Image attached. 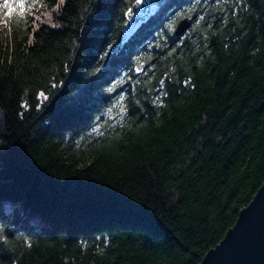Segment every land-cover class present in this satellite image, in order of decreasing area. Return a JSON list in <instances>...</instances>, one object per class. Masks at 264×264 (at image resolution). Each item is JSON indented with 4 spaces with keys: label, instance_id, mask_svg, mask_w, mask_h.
I'll return each instance as SVG.
<instances>
[{
    "label": "trees",
    "instance_id": "1",
    "mask_svg": "<svg viewBox=\"0 0 264 264\" xmlns=\"http://www.w3.org/2000/svg\"><path fill=\"white\" fill-rule=\"evenodd\" d=\"M44 2L0 29V264H199L264 183V0Z\"/></svg>",
    "mask_w": 264,
    "mask_h": 264
},
{
    "label": "water",
    "instance_id": "2",
    "mask_svg": "<svg viewBox=\"0 0 264 264\" xmlns=\"http://www.w3.org/2000/svg\"><path fill=\"white\" fill-rule=\"evenodd\" d=\"M189 19H182L174 30L181 36L189 27ZM142 69H135V75ZM199 264H264V183L249 204L237 215L234 225L223 239L201 259Z\"/></svg>",
    "mask_w": 264,
    "mask_h": 264
},
{
    "label": "snow or ice",
    "instance_id": "3",
    "mask_svg": "<svg viewBox=\"0 0 264 264\" xmlns=\"http://www.w3.org/2000/svg\"><path fill=\"white\" fill-rule=\"evenodd\" d=\"M63 3L64 0H61L60 5H57V7H60ZM140 3L141 0H135L136 5ZM46 7L47 4L44 0H0V21H2L0 29L8 28L11 30L13 20L16 21L17 26L21 23L27 26L30 15L35 17L36 20H41L37 12ZM124 15L131 18L134 15L133 8L129 7ZM39 96L46 99L43 93H40ZM22 107L25 106L22 105Z\"/></svg>",
    "mask_w": 264,
    "mask_h": 264
},
{
    "label": "bare ground",
    "instance_id": "4",
    "mask_svg": "<svg viewBox=\"0 0 264 264\" xmlns=\"http://www.w3.org/2000/svg\"><path fill=\"white\" fill-rule=\"evenodd\" d=\"M175 28H176V26H175ZM188 29H189V28H188ZM188 29H187V30H188ZM187 30H186V31H187ZM186 31H185V32H186ZM185 32H184V33H185ZM184 33H183V34H184ZM173 36H174V32H173ZM174 38H175V37H174ZM177 38H179V37H176V39H177Z\"/></svg>",
    "mask_w": 264,
    "mask_h": 264
},
{
    "label": "rangeland",
    "instance_id": "5",
    "mask_svg": "<svg viewBox=\"0 0 264 264\" xmlns=\"http://www.w3.org/2000/svg\"><path fill=\"white\" fill-rule=\"evenodd\" d=\"M257 192V191H256ZM255 195V194H254ZM249 204V203H248ZM246 207V206H245ZM238 215V214H237ZM236 219H237V217H236ZM236 221V220H235ZM234 225V224H233Z\"/></svg>",
    "mask_w": 264,
    "mask_h": 264
}]
</instances>
